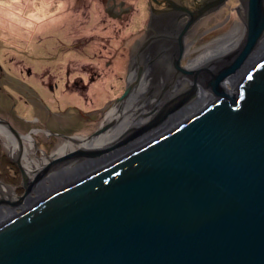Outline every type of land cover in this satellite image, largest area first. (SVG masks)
Wrapping results in <instances>:
<instances>
[{"label": "water", "instance_id": "1", "mask_svg": "<svg viewBox=\"0 0 264 264\" xmlns=\"http://www.w3.org/2000/svg\"><path fill=\"white\" fill-rule=\"evenodd\" d=\"M204 1L183 8L189 19L172 63L193 82L170 105L109 145L50 157L32 179L17 162L23 193L0 199L12 207L0 217V264H264V0H246L241 44L186 69L183 33L226 0ZM200 73L211 97L155 130L199 98ZM67 161L90 165L32 198Z\"/></svg>", "mask_w": 264, "mask_h": 264}, {"label": "rangeland", "instance_id": "2", "mask_svg": "<svg viewBox=\"0 0 264 264\" xmlns=\"http://www.w3.org/2000/svg\"><path fill=\"white\" fill-rule=\"evenodd\" d=\"M241 12V2L229 0L213 14L199 17L195 26V21L191 23L186 29L190 31L185 41L188 50L182 53L181 65L186 69L200 67L189 66V62L212 49L217 39L220 42L233 34L230 38L239 36L240 40L245 28ZM184 15L180 30L189 19ZM97 19L96 5L90 0H0V122L7 121L13 134L10 127L22 135L31 133L40 157L51 155L65 138L50 137L48 130L75 139L103 126L106 111L128 85L132 58L145 36L142 31L135 32L142 24L120 28L115 22L104 24ZM174 42L178 49V40ZM239 44L236 42L233 49ZM76 147L79 145L65 152ZM17 152L0 136V182L15 196L23 193L20 168L14 159ZM41 193H31V197ZM20 206L13 211H20Z\"/></svg>", "mask_w": 264, "mask_h": 264}, {"label": "bare ground", "instance_id": "3", "mask_svg": "<svg viewBox=\"0 0 264 264\" xmlns=\"http://www.w3.org/2000/svg\"><path fill=\"white\" fill-rule=\"evenodd\" d=\"M203 1L204 0H202L200 4H202ZM245 3H246V0H243V5H244L243 19H245ZM170 18H174V16H163V17L159 16L157 20L160 21L162 19H170ZM244 27H245V24H244ZM177 30L178 29L171 31L170 29L164 27V28H161L160 30L150 32L151 35L156 36L157 34L158 35L162 34L168 38L167 39L165 38L156 39V37L158 36L157 35L153 39V42L150 45L144 47V49L142 48L139 49L138 54H137V59L135 58L133 59V62L131 65L132 67H131V70L128 76L130 78L128 80V84L131 85L130 94L121 101L113 102V104L108 108V110L105 113V119H104L105 123H103L104 124L103 126H106L105 130L102 133L98 134L97 136H91V137L86 136V137L78 138V140H73V138L69 137V139L73 140V143L70 141H65L63 142V144H60L56 148L55 152H53L54 154L45 155L47 161L49 160L50 157H57L59 155L67 153L68 151L67 152L65 151L71 148V146H74L75 144L79 145L78 148L80 147L82 148L91 147L92 148V147H98V146L102 147V146L111 144L113 141L117 140V138L122 136L125 131L128 130L125 128L129 127L130 129L132 127L140 126L141 124L144 123L143 122L139 124V122L142 119H146L149 115H151L152 117L158 109H160L162 106L170 105L169 102H171L172 99H174L176 96L178 97L179 94H181L184 90H186L190 81L191 83L193 82L192 78L185 74L177 73L176 70H174L172 63H171V61L173 60V57L176 56L177 54V48H176L177 46L174 47V45H172L174 43V41H172L173 40L172 37L177 35L176 34ZM235 32H236L235 30H232V33H235ZM187 34L188 33L184 34L183 40H185ZM232 35L233 34H231L230 37ZM230 37L226 39H222L212 49H206L202 51L201 53H199V55L195 59L189 62V66L203 65L202 61L204 60L209 61L214 56H220L225 51L233 49V46L236 45V42L238 43L240 42L241 44L245 37V28H244V34H242V36L240 37L241 41L238 40L239 36L235 38H230ZM187 50H188V47L184 45L182 53L183 54L187 53ZM147 59L148 60L150 59V62H149L150 64L146 63L145 60ZM203 63L205 64V62ZM183 75H185L186 77ZM196 84L198 86L197 93L199 94V98L193 97L191 101L181 106L172 115H169L162 123L158 124L155 127V129L163 128L165 125H168L169 123L177 119L181 115V112L182 113L187 112L193 109V107L194 108L197 107L201 102H204L208 97H211L210 92H208V90L204 86L205 81H204V77L202 76V73H200L199 77L196 79ZM228 84L229 85L232 84V82L229 79L226 80V82L224 83V87L226 89H228L227 88ZM148 89L151 91L148 94L144 95ZM149 132L150 131H148V133ZM0 133H2L1 130H0ZM14 134L17 135V137H20L17 131ZM146 134L147 132L144 133L143 135H146ZM9 143H11V141H9ZM14 159H17L21 167L25 170L29 179H32L34 174L47 163V161L42 163L40 162L41 160L36 161L35 159H29V157L23 158L20 153ZM85 163H81L79 167L76 166L75 161L74 162L73 161L62 162L56 165V167L51 169L52 173H50V175L44 178V180L48 179L49 181L48 184L43 185L44 182L40 181L37 185H35L31 193H34L37 191L39 192L40 189L42 188L48 189L49 187H52V185L53 186L57 185L59 182L63 181L65 177L74 175L78 173L79 171L84 170L87 167V165H90V163L88 162H85ZM64 166L67 168L66 170H68V172L59 171ZM52 174L55 175L54 178H50L52 177ZM3 189L8 190L9 193L8 194L5 193L4 192L5 190ZM1 198L14 200L17 198V195L16 196L13 195L11 192V189L6 184H3L2 182H0V199ZM26 201H28V199L25 200V202ZM11 208L9 210H11ZM9 210L5 208L3 211H0V217H3L7 213H9L10 212Z\"/></svg>", "mask_w": 264, "mask_h": 264}, {"label": "flooded vegetation", "instance_id": "4", "mask_svg": "<svg viewBox=\"0 0 264 264\" xmlns=\"http://www.w3.org/2000/svg\"><path fill=\"white\" fill-rule=\"evenodd\" d=\"M227 1H229V0H226L220 7H218L217 9H215V10H213L207 14L211 15L214 12L218 11L221 7H223L227 3ZM239 1L241 2V9H242V12L244 13L243 2H242V0H239ZM90 2L92 4L96 5L97 11H98V19L97 20L99 21V23L106 24V22L112 21V22H115L116 26L120 27V28L121 27H124V28L129 27V26L133 25V23H136V24L138 23V25L142 24L138 30H135V32L142 31L143 33H145V36H144L143 41L141 43L139 42V44H138L139 47L136 50L134 57L132 58V61H131V65H132L133 59L134 58L137 59V54H138L139 49L140 48L144 49V47L150 45L153 42V39L158 35V34L156 36L151 35L150 32L160 30L161 28H164V27L170 29L171 31L178 29L176 31L177 35H175L173 37L171 36L173 38L172 41L177 40L179 33L182 31L179 28L180 24L183 21L185 22V15L184 14L185 13L187 14L186 10H183V8H185L187 10H195L199 6V4L202 2V0H90ZM171 3L175 4L176 6H178L179 8H182V9L171 8L170 7ZM242 12H241V14H242ZM239 13H240V11H239ZM139 15L141 16V18L139 17ZM159 16H162V17L163 16H174V18L162 19V20L158 21L157 19L159 18ZM136 19H139V21L138 20L135 21ZM197 20H199V19H197ZM197 20L195 21L193 26L196 25V23L198 22ZM186 33L189 34L190 31L187 30V31H185L184 34H186ZM184 34H183V36H184ZM188 34H187V36H188ZM183 36H182V40H181L182 45L183 44L187 45L185 43L187 36H186L185 40H183ZM160 38L167 39L168 37H165V35H162V34L158 35L156 37V39H160ZM218 42H219V39L216 40V43L214 45H212L211 48L216 46L218 44ZM174 43L172 45H174ZM182 52H183V49H182ZM183 57H184V55L182 54L180 57V65H181V61H182ZM131 65H130V67H132ZM29 70L30 69H27V72ZM129 70H131V68ZM150 91L151 90H149V92ZM2 121L3 122H0V130L2 131V133H0V136L3 138V142L5 145L8 144L10 146V148H12V150L18 151L16 156L20 153L23 158L29 157V159L47 160L46 156H45L47 154H43L41 157L36 155V152H35L36 146L34 143L35 140H34L31 133H27L25 135L19 134L20 137H17V135H14L12 132H10V130L8 128L7 121H5V120H2ZM34 130H38V129L35 128ZM48 131H49L50 137H54V138H57V136L64 137L63 135H60V134L55 135L50 130H48ZM46 134H47V131H46ZM78 138L73 139V140H78ZM67 139H69V137L63 138L62 141L56 145L53 152H55L56 148L63 141H66ZM73 140L70 142L73 143ZM9 141H11V143H9ZM53 152H52V154H54ZM28 154H32L38 159L31 158L30 156H28ZM43 181H46L45 184H48V182H49L46 179ZM45 184H43V185H45ZM3 190H5V189H3ZM4 192L7 194L9 193L8 190H6ZM4 209H5V206L1 205L0 211H3Z\"/></svg>", "mask_w": 264, "mask_h": 264}]
</instances>
